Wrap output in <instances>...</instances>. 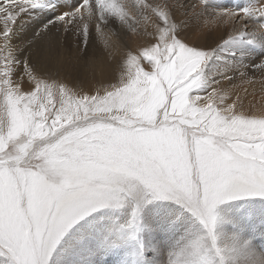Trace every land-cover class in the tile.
Wrapping results in <instances>:
<instances>
[{"label": "snow or ice", "instance_id": "snow-or-ice-1", "mask_svg": "<svg viewBox=\"0 0 264 264\" xmlns=\"http://www.w3.org/2000/svg\"><path fill=\"white\" fill-rule=\"evenodd\" d=\"M257 83L264 0H0V264H84L92 246L160 264L185 217L231 223L232 264H264L234 207L264 203Z\"/></svg>", "mask_w": 264, "mask_h": 264}, {"label": "bare ground", "instance_id": "bare-ground-1", "mask_svg": "<svg viewBox=\"0 0 264 264\" xmlns=\"http://www.w3.org/2000/svg\"><path fill=\"white\" fill-rule=\"evenodd\" d=\"M252 1L255 3L256 0L246 1L245 4L247 5L244 7L251 5ZM219 3L218 0H209L211 6L223 7V4L220 6ZM52 14L54 13L49 14V16ZM199 35L198 31H193L192 33L193 39L199 38ZM95 46L97 49L96 58L99 60L102 55H106L103 51L104 45L96 42ZM75 56V50L61 53L62 60L71 59L73 63L76 62ZM91 56L92 53L90 51L89 57L91 58ZM99 70L100 65L97 64V82L100 79ZM244 87H248V94L245 99L246 107L251 105L256 110H264V91L261 90L259 83L255 85L254 89L250 86ZM241 94L243 95L244 93L241 92ZM234 207L241 213L244 226L254 234L253 237L244 235L243 239H251L255 252L261 260H264V253H261L259 248L255 247V244L258 246L264 245V203L240 201ZM223 214L227 215L226 212ZM144 223L146 225L144 236L145 239H149L153 229V213L151 210L145 213ZM235 232L236 229L231 223H217L215 226H208L206 230L200 222L185 217L180 230L170 232L167 235L160 264H167L168 253L173 249L179 250L180 248L185 249L188 264H232L229 259V248L233 243L232 236ZM118 256H120L118 252L96 246L81 249V257L84 264H116L117 260L115 258L118 259ZM114 260L116 261L114 262ZM237 264H247V262L241 259L237 261Z\"/></svg>", "mask_w": 264, "mask_h": 264}, {"label": "rangeland", "instance_id": "rangeland-1", "mask_svg": "<svg viewBox=\"0 0 264 264\" xmlns=\"http://www.w3.org/2000/svg\"><path fill=\"white\" fill-rule=\"evenodd\" d=\"M241 1H243V2H241ZM218 0V2H220L219 4H220V6H222L221 4H223V7H221V8H243L245 5H247V4H245V2L246 1H248V0ZM249 1H251V0H249ZM224 2V3H223ZM256 2V1H255ZM254 3V1H252L250 4H253ZM224 4H225V6H224ZM237 4V5H236ZM230 5H232L231 7H230ZM202 225V224H201ZM202 227L204 228V229H208V226H204V225H202ZM120 256H118L120 259H122V254H120V253H118ZM148 256L149 257H151L152 255H151V252H149L148 253ZM117 259V258H115L116 260H114V262L117 264L118 262V264H121V261H119L120 259Z\"/></svg>", "mask_w": 264, "mask_h": 264}]
</instances>
